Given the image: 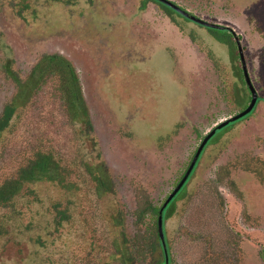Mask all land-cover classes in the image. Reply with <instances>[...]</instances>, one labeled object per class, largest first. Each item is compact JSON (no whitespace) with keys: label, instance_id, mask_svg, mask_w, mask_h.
I'll list each match as a JSON object with an SVG mask.
<instances>
[{"label":"rangeland","instance_id":"374dc122","mask_svg":"<svg viewBox=\"0 0 264 264\" xmlns=\"http://www.w3.org/2000/svg\"><path fill=\"white\" fill-rule=\"evenodd\" d=\"M169 1L234 33L261 99L213 138L167 210L169 264H264V0ZM216 33L149 0H0V114L57 54L90 123L69 118L57 76L23 94L0 136V185L49 154L70 187L26 184L0 206V264H121L120 252L159 264L153 222L135 209L160 206L200 137L250 99L234 39Z\"/></svg>","mask_w":264,"mask_h":264},{"label":"trees","instance_id":"16d2710c","mask_svg":"<svg viewBox=\"0 0 264 264\" xmlns=\"http://www.w3.org/2000/svg\"><path fill=\"white\" fill-rule=\"evenodd\" d=\"M149 1L159 5L161 8H164L167 11L169 10V12H172L171 9H169L168 7H166L165 5L157 1H154V0H149ZM217 31H222V33L220 34L216 33L213 35H215L218 38V40L221 42L222 41L229 42L230 40H233L234 38H236L234 33L230 29H222V30H217ZM61 68L65 71V74L67 75L66 78H68V82L66 84L62 83ZM10 72L14 73V71L12 72L11 70ZM8 75L10 76L9 71H8ZM47 76H57L59 78L60 90L62 93L63 101L65 102L66 111H67V115L69 116V118L73 119V121H76V119L77 120L80 119L82 120V122L90 126L86 111L81 105L82 102L80 101L81 100L80 94L76 95L75 93H73V90H67V87L72 88L70 86H75L79 84L78 79L75 75V71L68 61H66L62 56L56 54V55H49L45 58L40 59L37 62V64H35V66L31 69L30 74L25 81H22V80H19L20 82L17 81L18 82L17 93L7 104L3 106V109L0 114V136L2 132L9 126L10 121L12 117L14 116V113L16 112V110L24 106L26 97L24 98L25 100H23L24 102L21 101L23 94L30 92V90L31 92L33 90L36 91V89H38L40 85L45 81V78ZM260 100L261 99L258 98L253 110L255 109L256 105L258 104ZM245 107L246 106H244L243 109ZM253 110L248 115L238 120V122L249 117L252 114ZM232 124L233 123H229L227 126L223 127L222 129L217 130L216 133L212 136V138L207 142L204 149L208 145L211 144V141L213 140L215 136H217L224 130L230 129L233 126ZM205 135L200 137L199 144L202 141V139L205 137ZM185 169L183 170L182 173H184ZM61 170L63 169L60 168L59 164L56 163L49 154H37L33 160H31L25 167H22L18 171L15 178H12L10 180H5L0 185V206H7L11 202H13L14 198H16L17 195H19L22 192L26 184L45 181V182H50V183L51 182L57 183L64 187H70L69 185L70 183H67V184L65 183L66 176L62 173ZM248 170L250 169L248 168ZM87 171L89 173V176L92 182L94 183L95 191L98 193V195H102L103 193H105L103 191L104 182L101 179H99L98 174L96 172L93 173L92 169L90 170V168L88 169V167H87ZM183 191L184 190H181V193ZM181 193L175 196L173 200L166 206V208H164L163 213H162V224L165 218L167 217V210L179 198ZM163 202L158 207H152V205L149 202L147 203L145 202L144 204L138 206L133 213L136 223H139V224H141L147 217L151 218L153 222L151 226L153 227L154 231L151 232L152 240H151L150 247H149V250H150L149 253L153 254L156 252L157 248H159L160 253H161L160 255L161 261H158L159 264H165V253H164L162 244L160 242L158 230H157L158 212ZM59 213L64 214L62 211H59ZM164 240H165V237H164ZM165 245H166V254L168 256V264H169L170 262L169 261V248L166 242H165ZM119 255L121 256L120 257L121 264H131V261L128 262L129 259H125V256H123L121 252Z\"/></svg>","mask_w":264,"mask_h":264},{"label":"water","instance_id":"95a60500","mask_svg":"<svg viewBox=\"0 0 264 264\" xmlns=\"http://www.w3.org/2000/svg\"><path fill=\"white\" fill-rule=\"evenodd\" d=\"M154 1H157V2H160L164 5H166L167 7L173 9L174 11H176L177 13L182 15L183 17L190 19L192 22H194L200 26L210 28V29H215V30L229 29L226 26H221V25H217L214 23H210V22L204 21L200 18H197L193 15H190L187 11L181 9L179 6H177L176 4H174L173 2H171L169 0H154ZM234 41L236 43L237 53H238L239 61L241 63L243 82L246 85L247 90L250 94V100L244 109H242L241 111H239L235 115L230 116L228 119L218 123L205 135V137L202 139V141L198 145V147H197V149H196V151H195V153L191 159V162L188 165L184 175L182 176L180 181L177 183L175 188L168 195V197L165 199L162 206L160 207L159 212H158V217H157V230H158L160 242L162 244V247H163L164 253H165V264H167V255H166V248H165V242H164V236H163V225H162V213H163L164 208L167 206V204L173 199V197L176 195V193L184 185V183L188 179L189 175L191 174V172H192V170L196 164V161L198 160V158H199L201 152L203 151L205 145L212 138V136L216 133V131L227 126L229 123H233L235 121H238V120L242 119L243 117H245L246 115H248L253 110V108H254L257 100H258V95H257V93H256V91H255V89H254V87L250 81L249 75L246 71L245 60L243 57V51L241 49L240 43H239L237 38H234ZM263 255H264V250H263Z\"/></svg>","mask_w":264,"mask_h":264},{"label":"flooded vegetation","instance_id":"af4514ba","mask_svg":"<svg viewBox=\"0 0 264 264\" xmlns=\"http://www.w3.org/2000/svg\"><path fill=\"white\" fill-rule=\"evenodd\" d=\"M160 3V2H159ZM162 4V3H161ZM164 5V4H163ZM166 6V5H165ZM178 6V5H177ZM167 7V6H166ZM169 8V7H168ZM169 9H171V8H169ZM172 10V12H173V14H178L181 18H183V19H185V20H188V21H190V22H192L190 19H188V18H186V17H183L182 15H180L179 13H177L176 11H174L173 9H171ZM169 11V10H168ZM190 14V13H189ZM191 15V14H190ZM194 23V22H193ZM196 24V23H195ZM198 25V24H197ZM200 26V25H199ZM201 27H203V26H201ZM204 28H206V27H204ZM208 29H210V28H208ZM198 147V146H197ZM197 147L194 149V151H193V154L188 158V165L190 164V162H191V159H192V157H193V155H194V153H195V151H196V149H197ZM200 156H201V154H200ZM200 156H199V158H200ZM199 158H198V160L196 161V164H195V166H194V168H193V170H192V172H191V174L189 175V177H188V179L186 180V182L184 183V185L181 187V189L176 193V195L175 196H177L179 193H181V190H184L185 189V186H186V184H187V182H188V180L190 179V177H191V175H192V173H193V171H194V169H195V167H196V165H197V163H198V161H199ZM188 167V166H187ZM187 169V168H186ZM186 169H185V171H186ZM185 171H184V173H185ZM184 173H182V175L179 177V180L176 182V184L173 186V188L171 189V191L169 192V194L172 192V190L175 188V186L177 185V183L180 181V179L182 178V176L184 175ZM168 194V195H169ZM168 195H167V197H168ZM174 196V197H175ZM166 197V198H167ZM173 197V198H174ZM173 200V199H172ZM171 200V201H172ZM170 201V202H171ZM169 202V203H170ZM168 203V204H169ZM167 204V205H168ZM166 208V207H165ZM163 225V224H162ZM164 242H166L165 240H164ZM165 248H166V245H165ZM167 255V254H166ZM167 264H168V256H167Z\"/></svg>","mask_w":264,"mask_h":264}]
</instances>
